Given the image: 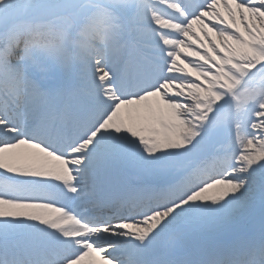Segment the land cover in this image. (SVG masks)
<instances>
[{
  "label": "snow or ice",
  "instance_id": "1",
  "mask_svg": "<svg viewBox=\"0 0 264 264\" xmlns=\"http://www.w3.org/2000/svg\"><path fill=\"white\" fill-rule=\"evenodd\" d=\"M0 264H264V0H0Z\"/></svg>",
  "mask_w": 264,
  "mask_h": 264
}]
</instances>
